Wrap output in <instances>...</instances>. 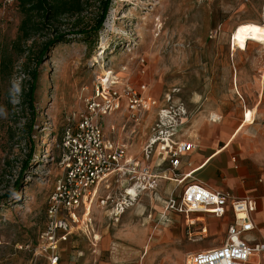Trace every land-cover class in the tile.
Instances as JSON below:
<instances>
[{
  "label": "rangeland",
  "instance_id": "374dc122",
  "mask_svg": "<svg viewBox=\"0 0 264 264\" xmlns=\"http://www.w3.org/2000/svg\"><path fill=\"white\" fill-rule=\"evenodd\" d=\"M88 3L78 20L60 21L59 32L71 30L73 24L77 30L91 27L98 0ZM263 4L264 0H111L95 37H71L52 48L35 68L25 63L20 53L25 48L15 44L21 20L17 1L0 0V199L10 195L0 202V264H28L31 254L24 248H34L44 230L46 202L60 174L55 146L66 119L83 110L96 80L105 79L99 66L119 84L145 85L158 101L159 108L141 115L138 123L128 121L123 110L102 120L105 136L125 145L129 156L142 157L155 134L159 110L167 105L186 110L193 123L183 124L180 133L188 130L196 136L195 145L201 130L224 133L226 138L209 140L211 144L226 142L240 127L245 110L253 111V124L240 130L224 153L230 167L218 182L236 180L241 168L254 167L256 175L250 180L264 186V44L249 41L245 51L232 53L230 43L238 25H264ZM43 42L39 37L32 47L26 46L34 53ZM33 70L37 79L29 108L22 100L31 83L27 74ZM14 82L20 84L19 93ZM29 129V135H21ZM235 185L239 187V181ZM182 191L165 181L138 194L118 223L110 219V206L94 204L92 231L84 226L71 230L59 247L58 264H185L192 253L222 245L224 231L233 223L231 215L215 221V230H207L206 236L204 222L196 220L190 226L181 217L165 215L168 196ZM253 197L251 237L264 243V194ZM218 226L222 232H215ZM254 261L264 264V253ZM38 264L47 263L39 259Z\"/></svg>",
  "mask_w": 264,
  "mask_h": 264
},
{
  "label": "built area",
  "instance_id": "2783aa9c",
  "mask_svg": "<svg viewBox=\"0 0 264 264\" xmlns=\"http://www.w3.org/2000/svg\"><path fill=\"white\" fill-rule=\"evenodd\" d=\"M102 81L96 80L92 94L83 100V110L69 116L62 127L55 146L60 174L46 202L44 230L34 248H24L31 254L28 264H38L39 259L58 264L59 247L67 242L71 230L81 231L84 226L92 231L90 210L94 204L100 208L110 206V219L118 223L138 194L155 190L160 180L177 185L185 180L186 176L178 180L181 157L196 148L176 138L187 118L186 110H174L168 105L160 109L156 135L142 150L144 160L156 154L167 165L171 178L160 176L149 162H138L129 156L125 145L106 137L101 123L122 110L128 121L138 123L141 115L159 108L158 101L143 84L133 87L129 83ZM165 99L169 104L168 97ZM163 212L183 218L190 226L194 214L216 219L230 214L233 218L222 245L192 253L185 264H256L254 260L264 253V243L251 237L255 230V201L250 197L236 199L202 185H187L179 196H168ZM95 238L93 241H97Z\"/></svg>",
  "mask_w": 264,
  "mask_h": 264
},
{
  "label": "trees",
  "instance_id": "16d2710c",
  "mask_svg": "<svg viewBox=\"0 0 264 264\" xmlns=\"http://www.w3.org/2000/svg\"><path fill=\"white\" fill-rule=\"evenodd\" d=\"M17 8L21 16L18 27V36L16 45L23 46L21 55L24 56L25 63H33L35 68L41 65L47 54L55 46L66 43L68 39L78 36L82 39L93 38L101 30L104 24L108 8L111 0H98V14L91 27L85 30H77L78 28L73 24L70 26L71 30L67 32H59L60 21L78 20V18L85 12L88 7V0H16ZM43 38L44 42L40 48L34 53H30V47L33 46L36 38ZM31 46L27 48V44ZM30 79V86L23 92L22 103L32 108L34 99V84L37 79L36 71L28 72ZM31 129L27 133L21 135H29ZM26 170L27 163L24 164ZM10 198L7 195L0 199L1 203H5Z\"/></svg>",
  "mask_w": 264,
  "mask_h": 264
},
{
  "label": "crops",
  "instance_id": "0c3cea01",
  "mask_svg": "<svg viewBox=\"0 0 264 264\" xmlns=\"http://www.w3.org/2000/svg\"><path fill=\"white\" fill-rule=\"evenodd\" d=\"M189 117L190 116H187V118L184 120V124L192 125L193 121L191 122ZM189 128H191V126ZM196 134L198 135V141H196L197 145L194 144V138L196 139V136H193L191 133H189L188 130L186 132L182 131V133H179L177 135V140L192 143L196 146V148L194 149V151L187 153L181 157L180 167L177 171V174L179 175L178 180L186 176L185 180L180 185H177V183H175L174 181L167 182L175 183L176 187H181V190H183L187 185H202L211 190L228 193L229 195H232V197L234 196V198H238L237 195L242 196L245 194H252V196L249 197L254 198L253 196H262L264 194V186H262L260 182L258 184L254 181H251L256 175V169L254 167L241 168V177H237L236 180L226 182L225 184H220L218 182V176H222V174L227 173L229 170L230 165L229 163L224 161L223 156L236 135L234 137L231 136L226 142L217 141L215 144H211L209 143V140H218V138H226L224 136V133L220 132V136H218V134L201 130ZM131 157L141 163L149 162L151 166L155 167V172L157 174H159L160 176L171 178L170 172L166 170L167 165L161 160H159L156 154L152 155L151 159L148 161L144 160L143 154L141 158H136L133 156ZM238 181L240 184L239 187L235 185V183ZM163 182L165 181L160 180L159 185H161ZM225 188L228 189L225 190ZM175 217L180 218L178 216ZM191 218L194 221L200 220L204 222V227L202 230V234L204 236H206L207 230H215V221L219 222L223 219H216L210 215L203 214H194L191 216ZM227 228L225 229L224 234H226ZM222 230V226H218L215 232H222ZM251 234H253V232Z\"/></svg>",
  "mask_w": 264,
  "mask_h": 264
},
{
  "label": "bare ground",
  "instance_id": "6f19581e",
  "mask_svg": "<svg viewBox=\"0 0 264 264\" xmlns=\"http://www.w3.org/2000/svg\"><path fill=\"white\" fill-rule=\"evenodd\" d=\"M263 11H264V4H263ZM230 38H231L230 43H231L232 53H234L235 51H245L249 41L264 44V25H259L256 23L240 24L234 29L233 34ZM98 69L101 70L103 77L105 78L102 81L104 84L110 81L118 80L116 77H112L113 74L111 72L106 73V71H102L104 69L102 66H99ZM252 113L253 111L251 112L245 110L243 121L240 127L238 128V130L235 131V133L232 135V137L237 135L238 132L243 128H246L253 124ZM96 239L98 240V238Z\"/></svg>",
  "mask_w": 264,
  "mask_h": 264
},
{
  "label": "clouds",
  "instance_id": "9594fccd",
  "mask_svg": "<svg viewBox=\"0 0 264 264\" xmlns=\"http://www.w3.org/2000/svg\"><path fill=\"white\" fill-rule=\"evenodd\" d=\"M13 89L16 93L20 92V84L18 82L13 83Z\"/></svg>",
  "mask_w": 264,
  "mask_h": 264
}]
</instances>
